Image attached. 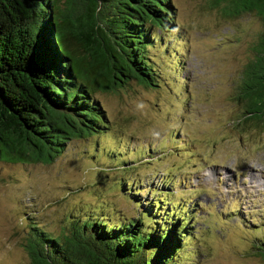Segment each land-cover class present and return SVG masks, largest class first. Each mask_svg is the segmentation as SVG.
I'll use <instances>...</instances> for the list:
<instances>
[{"label": "rangeland", "instance_id": "obj_1", "mask_svg": "<svg viewBox=\"0 0 264 264\" xmlns=\"http://www.w3.org/2000/svg\"><path fill=\"white\" fill-rule=\"evenodd\" d=\"M170 3L175 29L146 52L153 84L93 91L104 134L70 141L50 163L0 161V264H30L31 225L60 235L94 209L132 216L136 204L116 186L130 179L140 201L160 197L142 190L157 188L193 209L192 234L172 264H264L254 248L264 241V124L243 121L237 100L262 22L232 14L224 0ZM117 148L125 152L108 154ZM118 159L124 168L102 172Z\"/></svg>", "mask_w": 264, "mask_h": 264}, {"label": "trees", "instance_id": "obj_2", "mask_svg": "<svg viewBox=\"0 0 264 264\" xmlns=\"http://www.w3.org/2000/svg\"><path fill=\"white\" fill-rule=\"evenodd\" d=\"M224 1L232 14L256 13L264 28V0ZM172 10L170 0H0V161L50 163L70 141L104 134L108 121L93 91L132 79L153 84L146 52L175 29ZM254 52L238 116L264 124V32ZM124 152L108 150L112 157ZM122 162L102 172L124 168ZM116 186L136 204L132 216L94 209L68 220L60 235L31 225L30 264H172L192 234L193 209L157 188L142 190L160 197L140 201L131 179ZM257 240L254 248L264 254L263 238Z\"/></svg>", "mask_w": 264, "mask_h": 264}]
</instances>
